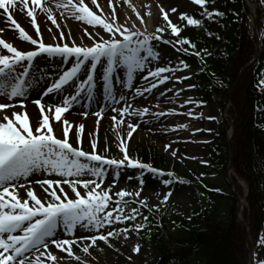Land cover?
<instances>
[{
    "label": "snow or ice",
    "instance_id": "obj_1",
    "mask_svg": "<svg viewBox=\"0 0 264 264\" xmlns=\"http://www.w3.org/2000/svg\"><path fill=\"white\" fill-rule=\"evenodd\" d=\"M191 2L200 6L205 19L213 20L214 17L225 15L218 9L209 10V0ZM18 3L31 18L36 38L14 18L12 9ZM261 3L264 4V0ZM128 6L132 7L131 4ZM105 7L110 9L107 15L98 0H0L4 22L11 23L22 41L35 46V50L22 51L0 36V264H45V261L59 264L58 256L49 250L50 246L73 256L78 262L81 257L75 255L73 245L88 256H91L90 249L96 247L98 242L114 247L110 238L119 240L123 236L124 241H127L131 235L138 236L149 222L142 209H147L149 213L159 211L171 195L169 186L181 182L173 172H165L132 158L128 151V139L132 137L137 123L143 122L146 116L156 121L168 115L186 114L197 118L195 110L179 113L173 108L164 112L152 111L149 106L132 105L137 98L152 93L159 85L171 80L183 84L184 80L191 78L188 75H175L189 68L188 63L183 60L176 65H161V52L156 48V43L169 44L177 52L195 55L202 60V52L210 55L206 49L196 50V44L189 38L181 37L183 27L199 28L203 26V19L180 13L178 19L186 24L174 23L164 7L160 6L158 12L164 24L157 25L155 31L149 33L145 15L141 12H135L136 19L133 20L121 11L123 18L118 19L113 0H105ZM54 8L59 11L61 23L71 18L92 26V31L87 27L83 31V36L92 41L91 46L76 45L70 30L67 32L68 40H65V29L57 22ZM170 11L175 12L176 9L172 8ZM38 12L45 14V19L40 22H37ZM146 15L151 18L150 12ZM48 21L58 30V36L53 34L57 42L52 44L45 42L41 32V23L52 32ZM2 31L0 29V33ZM166 33H170L175 39H166ZM208 34L211 35L210 32ZM38 58L47 61L57 71L52 73L55 78H50L38 98L31 101L39 111L34 129L27 110L13 111L11 115L5 110L15 108L17 104L23 108L25 100L40 86L43 76L48 75L37 74L40 70ZM69 63L70 66L65 69L64 66ZM137 83L140 86H136ZM98 86L101 89L99 99ZM257 86L264 92V77L258 81ZM188 87L194 88L195 85ZM183 91V88L176 89L175 96L179 97ZM169 92H173V89H163L159 94L165 96ZM49 95L54 97L53 100L42 102V98ZM188 104L201 107L204 102L188 97L180 107ZM76 105L82 109L81 116H95L97 125L105 110L113 113L110 119L115 135L114 143L123 154L122 158H109L97 152L98 139L93 132L88 133L91 151L84 149V124L74 125L64 118V114L70 113ZM198 116L202 117L203 113ZM126 117L129 119L126 120ZM132 117L139 118L137 123L132 122ZM207 119L217 118L209 116ZM53 120L62 125L63 138H58L55 134ZM121 125L126 127L124 136L118 131ZM188 128L187 123L172 124L165 126L164 131ZM70 133L77 146L70 142ZM163 148L167 151L169 144L165 143ZM107 151L105 146L103 152ZM170 154L175 157L176 150L173 148ZM123 168L138 169L141 176L147 172L160 177L162 184L169 190L163 194L159 204L151 208L146 202L147 198L139 199L144 184L142 178L138 180L140 190L133 192L121 189L112 193L111 186ZM109 170L113 174V180L109 186L102 187ZM33 174L58 178L29 181L28 178ZM32 183L41 186L47 199H41L37 195L31 187ZM65 186L74 196L69 195ZM18 188L24 189V198L18 195ZM133 203L137 207L129 209V205ZM141 216L144 222L137 223V218ZM115 225L121 227L117 228ZM79 230L87 234L77 236L76 232ZM257 243L264 248V236L259 237ZM140 251L141 246L137 243L134 252L139 254ZM81 264H88V261H82ZM251 264H264V254L258 256L253 253Z\"/></svg>",
    "mask_w": 264,
    "mask_h": 264
},
{
    "label": "rangeland",
    "instance_id": "obj_2",
    "mask_svg": "<svg viewBox=\"0 0 264 264\" xmlns=\"http://www.w3.org/2000/svg\"><path fill=\"white\" fill-rule=\"evenodd\" d=\"M144 1L145 0H134L135 9L137 11L142 10ZM188 2L189 3L186 4L185 8L181 12H172L168 10L169 18L174 23L184 25L185 22L178 19L179 14L187 13L190 15L195 11L197 5L192 3L191 0H188ZM246 4H248V7L252 10L254 15L253 16L251 14L252 17L250 18V32L255 36L258 31V35L260 34L261 39L257 40L256 47H258L257 50L260 48L262 50L261 46L263 36L261 34L264 30V25L263 27H260L259 24L261 21L264 23V6H262V8L260 9L257 4V0H246ZM150 13L151 18L149 19H151V22H154L152 19L153 12ZM22 14H24V16L21 20L19 17H17L16 14L13 13L14 18L18 21V23H20V25L24 27L26 31L33 35L34 38H36L34 27L30 23L31 18L28 17L25 8L22 11ZM146 19H148L147 15H145V20ZM152 24V31H155L156 26L163 25L164 21L162 20V18H160L158 21ZM28 26L32 28L29 29ZM85 26L89 28V31H92V26ZM0 34V36L5 37L4 39L7 42L13 43L14 46H16L19 50H22V48L14 43L13 40L7 38L2 33ZM17 34H19L18 31ZM53 34L58 36V30L56 28L53 29L50 34H43L46 43L52 44L57 42L56 40H54ZM72 38L75 39L76 45L91 46L92 44V41L83 36V33L81 31L79 37L73 35ZM65 40H68L67 35H65ZM245 43L247 44V40ZM155 46L161 52V59L159 60V63L161 65H165L167 63H171L172 65L178 64V62H176L174 51L168 48L169 44L156 43ZM29 50H35V46L31 45L30 42L27 48H23V51ZM37 64L40 69L37 74L41 75L43 71L42 68L45 65V60L38 59ZM188 65V69L184 70L183 72H177L175 74L176 76L188 75L191 77L190 79L184 80L183 84H180L174 80L168 81L166 84L159 85V87L157 89H154L152 93H146L143 98H137L135 103H133L134 106L135 104L140 105L141 103L146 102L147 105H151L152 111L168 112L169 110L175 108L179 113H187L188 111L194 109L195 113L197 114V118L190 117L186 114L168 115L166 117H161L160 121L152 120L150 117L146 116L144 118V121L140 123H137L139 119H134V117L131 118L133 123H137V127L134 130L132 137L128 139L129 155L132 158L139 159L141 160V162L148 164H151V159L161 156L162 159L167 162V166L161 167L162 170H164L165 172H173L181 181L176 182L174 186H169L171 195L168 201L160 207L159 211L154 212L157 213L158 217H160L161 221H163L162 226L160 225V223H154V221H152V218H149V211L145 209L143 215H146L149 218L148 226L140 231L138 236L131 235L127 241H124L123 236H121L119 240L110 238L111 243L114 247H108L107 245L98 242V245L96 247L90 249L91 256L84 254L80 250V248H78L76 245H73V252L75 253V255H79L81 257V261L79 262L76 261L73 256H69L67 253H62L59 250H54V254L58 256L59 264H81V262L85 260L88 261V264H115L119 261L123 262L124 264H168L169 257L166 255V249L163 247L164 242H161V238L163 237L164 239H170V235H172V232H174V221L181 220L183 219V217H190L193 214V211L199 208V206L201 205L199 199L200 191L196 190L192 178H194L199 172L201 173L202 171H204L205 166L210 163V159L207 155L209 149L208 144L212 142V140H214L216 137L219 138L223 132H225V134H229L232 130L231 128H233L231 112L232 108L234 109V104L232 103V101H230L231 99L224 94L223 96H221V98L217 97V99L207 102L204 93H202V91L199 89L200 84L194 80L195 76H197L201 72V66L196 67L191 65L190 63H188ZM65 66L67 68L70 65ZM248 66L249 65L247 63L246 65H244L245 68H242L245 70L241 71V73L238 75L237 83H239L241 76L247 70ZM47 84L48 83L44 85L42 84L40 87L36 88V90L33 92L35 96L32 97L31 95L30 99L27 98L24 102V107L21 110H16L15 112L24 111L26 106H28V104H30L32 100L38 97L42 88ZM189 85H195V87L189 88ZM136 86L139 85L136 84ZM144 86L146 87V85ZM166 88H172L173 92H169L165 96H160V91ZM180 88H183L184 91L179 97H176L175 90ZM188 97H191L198 102L203 101L204 104L201 107H196L195 104H188L185 107L181 108L180 105L183 104ZM149 101H151L150 104L148 103ZM5 102L8 101L5 100ZM17 106L20 107L18 104ZM81 111L82 110L78 111V114H80ZM89 112H91V110H89ZM199 113H203V116H198ZM111 115H113V113H111L110 110H105L99 119L98 125L96 117L91 121H88L91 123L90 128H88V124L84 122L83 124L85 126V135L87 132H93L95 134L96 138L98 139L97 152H100L108 156L109 158L120 159L122 158L123 154L116 146V143H114L115 135L112 129V122L110 119ZM209 116L216 117L217 119L209 120L207 119V117ZM91 117L92 115L89 114L87 117H84L83 120L89 119ZM32 118L33 117L30 116L31 121L33 122ZM125 119L127 120L129 118L126 117ZM227 119L228 124L226 122V127L225 125H223V122L225 120L227 121ZM182 123H187L189 125V128L177 131H164L165 126ZM36 124L37 122H33L34 129L36 127ZM196 129L203 130L196 131ZM207 129H211L212 131H207ZM118 131L120 132L121 136H124L126 134V127L124 125H121ZM169 135L170 137L167 138ZM69 136H72L73 145L77 146L73 134L70 133ZM105 141L107 142V145H105ZM165 143L169 144V149L167 151H165L163 148V145ZM105 146H107L108 148L107 152H103ZM83 147L85 150L91 151L89 143H87V145ZM173 148L176 150L175 157L170 154ZM205 161L207 163H204ZM227 177L232 182V186L239 191L237 199V219L239 220V222H241L242 225L244 223L240 219H244L246 224L248 223L247 225L244 224L243 226L247 228L248 232L247 243L250 254L248 264H251L253 253H257L258 256L264 254V248L258 246L257 243L259 237L264 236V227L261 228L259 226V228L254 231L252 222L248 219L249 214L248 218L246 217V209H248L249 207L247 195L250 191L248 181L237 175V172L234 171L232 165L228 170ZM44 178L56 179L58 177H45L44 174H40L36 175V177L30 176L28 179L29 181H34L36 179ZM140 178L144 180L142 190H140V186L138 184V180ZM155 178H157V181H154ZM112 180L113 174L111 170H109L104 179L102 187L109 186ZM27 186L28 184H26V187ZM31 187L35 190L40 198L47 199L46 194L42 192L40 185L32 183ZM121 189L133 192L136 190H140L139 199L147 198L146 202L150 208L159 204V201L162 198L163 194L169 190V188H166L162 184V178L147 172H145L143 176H141L140 170L132 168L121 169L119 177L116 178L114 185L111 186L112 193H115ZM65 190L69 192L70 196H73V193H71L70 189H68L67 186H65ZM16 191L21 198H24L26 196L24 189L18 188ZM132 207H137V204L133 203L129 205V209ZM238 212L240 213V215ZM250 212L251 211L249 209V213ZM136 222L143 223V217H138ZM115 227L118 228L121 227V225H115ZM81 234L87 233H84L83 230H79L76 232L77 236ZM84 243H87V241H85ZM137 243H139V245L141 246V251L139 254L134 252V247ZM49 263L51 264V262Z\"/></svg>",
    "mask_w": 264,
    "mask_h": 264
},
{
    "label": "trees",
    "instance_id": "obj_3",
    "mask_svg": "<svg viewBox=\"0 0 264 264\" xmlns=\"http://www.w3.org/2000/svg\"><path fill=\"white\" fill-rule=\"evenodd\" d=\"M257 4L260 9L264 6L261 0H257ZM207 7L209 10L218 9L225 15L208 20L198 6L190 16L203 19V26H185L181 37L189 38L196 44V50L206 49L210 55L202 52V60L195 55L177 52L171 45L168 48L174 51L176 62L183 60L201 66L203 70L194 80L200 83L199 89L207 102L224 94L231 97L236 129L231 143L233 168L237 175L248 181L249 207L245 214L247 218L249 214L248 219L256 231L259 226L264 227V110H261L264 109V92L257 86L264 77V49L259 60L247 68L236 84L242 68L252 60L258 48L257 37L250 32L249 9L245 0H209ZM259 25L263 27L264 23L261 21ZM165 38L175 39L170 33H166ZM209 155L211 165L192 178L196 190L200 191L201 205L190 218L174 221L170 239L161 238L169 257L168 264L249 263L247 228L237 220L235 192L226 179L229 157L225 132L212 142ZM151 160L158 168L167 166L161 156ZM150 217L162 226L163 221L157 213H150Z\"/></svg>",
    "mask_w": 264,
    "mask_h": 264
},
{
    "label": "bare ground",
    "instance_id": "obj_4",
    "mask_svg": "<svg viewBox=\"0 0 264 264\" xmlns=\"http://www.w3.org/2000/svg\"><path fill=\"white\" fill-rule=\"evenodd\" d=\"M98 2L101 4L102 7L105 8V15H107L108 12L110 11V9L108 7H105V0H98ZM188 3H189L188 0H145L144 1V5L142 7V10L139 11V12H141L142 15H146V13H148V12H153L152 19H153L154 22H156L160 18H162L160 16V13L158 12V8L160 6H163L164 10L167 11V12H169L170 9H172V8L176 9L175 12H181L185 8L186 4H188ZM129 4L132 5L131 8L128 6ZM113 6L116 7V9H117V18L118 19H122L123 18L120 15L121 11L124 12L125 16L131 17L133 20L136 19L135 12H137V10L135 9L134 0H119V3H117V0H113ZM12 10H13V13L17 15V17H19L21 20L23 19L24 14H22V11L24 10V7L21 4L18 3ZM53 12H54V14L57 17V22L61 23V17H60L59 11H57L54 8ZM44 19H45V14L38 12L37 22H40V21H42ZM145 22H146V26L148 28L147 31L149 33L154 32V31H152V25H153L152 23H154V22H151V19H149V18L146 19ZM23 23H24V21H23ZM47 23H48V27H51L52 30L55 29V26L51 25L50 21H48ZM61 27L65 29L66 35H67L68 30H70L72 36L76 35V36L79 37L80 36V31L83 33L84 28L86 26H85V24L83 22L75 21L74 19L70 18L68 20H65L63 23H61ZM28 28L31 29L32 27L28 26ZM0 29H3L2 34H4V36H6L7 38L13 40L14 43H16L19 47L22 48V51H23V48H27L28 47L29 42L22 41L20 39L19 34H17V31L13 30V26L11 25V23L4 22V17H3L2 10H0ZM88 30H89V28H88ZM30 31H33V30H30ZM41 32H43V34H50V32L47 30V27L45 26L44 23H41ZM2 38H5V37H2ZM4 52L6 53V50H4ZM38 59L40 60L41 58H38ZM70 63L67 66H69ZM64 68H66V66H64ZM42 70L43 71H42L41 75H43L44 73H47L48 75L43 76V79L41 80L40 86L42 84L44 85V84L50 82V78H54L52 73H55L57 71L54 67L50 66L47 61H45V65L42 68ZM138 79L139 78L137 77L136 80L138 81ZM137 85H139V84L137 83ZM100 91H101V89L98 86L97 99L100 98ZM31 95H35V94L31 93ZM31 95H29V97ZM0 99H2V98H0ZM52 100H53V96L49 95L48 98H47V102H50ZM93 106H95V105H93ZM144 106L151 107V105H147L146 102L145 103H141L140 105L139 104H137V105L135 104L133 107H144ZM21 109H22L21 107L16 106L15 108H10V109H7L5 111H7L9 113V115H11V113L13 111L21 110ZM25 110H27L29 116L33 117L32 118L33 122H37V120L39 118L38 107L35 104L30 103V104H28V106H26ZM80 110H82L81 107L79 105H76L70 110V113H65L64 114V118H67L70 122H73L74 125L86 122L88 124V128H90L91 123L88 122V121H91L93 118H95V116L92 115L91 118L83 120L84 116H81L80 114H78V111H80ZM89 110H91V109H89ZM134 119H139V118L138 117H134ZM53 129H54V132H55V134L57 135L58 138H63L62 132H61L62 125L60 123L55 122L53 120ZM169 137H170V135L167 138H169ZM69 139H70V142L73 143L72 136H69ZM87 143H89L88 132L84 136L83 146H86ZM36 175H40V174H33L34 177H36ZM73 196H74V194H73ZM49 250L53 252L56 249L54 248V246H50ZM53 254H54V252H53ZM49 262L50 261H45V264H50ZM115 264H124V263L119 261V262H117Z\"/></svg>",
    "mask_w": 264,
    "mask_h": 264
},
{
    "label": "water",
    "instance_id": "obj_5",
    "mask_svg": "<svg viewBox=\"0 0 264 264\" xmlns=\"http://www.w3.org/2000/svg\"><path fill=\"white\" fill-rule=\"evenodd\" d=\"M259 54V53H258ZM258 54H257V56L255 57V58H257L258 57ZM252 64V63H251ZM232 162H233V157H232V160H231V164H230V166H229V168L231 167V165H232ZM242 222H244L243 221V219H240Z\"/></svg>",
    "mask_w": 264,
    "mask_h": 264
}]
</instances>
